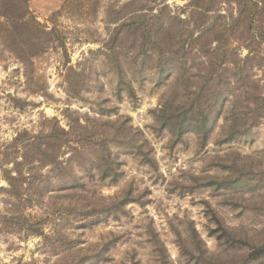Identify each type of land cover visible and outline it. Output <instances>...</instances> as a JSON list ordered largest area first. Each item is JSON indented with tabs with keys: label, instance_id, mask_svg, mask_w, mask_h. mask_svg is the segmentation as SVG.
Returning <instances> with one entry per match:
<instances>
[{
	"label": "rangeland",
	"instance_id": "rangeland-1",
	"mask_svg": "<svg viewBox=\"0 0 264 264\" xmlns=\"http://www.w3.org/2000/svg\"><path fill=\"white\" fill-rule=\"evenodd\" d=\"M219 1H135L179 43L168 66L180 71L163 75L154 60L161 49L139 45L138 33L137 41L121 39L133 0H28L33 24L18 38L0 19V264H264V254L249 256L264 246V44L255 66L244 61L246 37L264 41V17L234 29L235 5ZM201 36L227 39L237 58L216 51L202 64ZM221 83L228 89L204 146L192 132L179 138L164 127L175 119L161 120L162 103L173 113L195 100L214 104ZM68 125L75 130L63 135ZM76 135L78 143L66 142ZM92 151L102 167L115 159L105 176L78 169ZM56 160L58 193L38 195L34 187L53 176L48 163ZM7 172L17 175L16 196ZM85 195L94 212L82 217L74 202ZM125 199L132 203L124 212L108 213L105 205Z\"/></svg>",
	"mask_w": 264,
	"mask_h": 264
},
{
	"label": "trees",
	"instance_id": "trees-1",
	"mask_svg": "<svg viewBox=\"0 0 264 264\" xmlns=\"http://www.w3.org/2000/svg\"><path fill=\"white\" fill-rule=\"evenodd\" d=\"M137 0H133V2L131 3L132 5H134V9L132 11V13H129L131 15L134 16L129 18L130 22H127L125 24H123V31H124V36H121V39L123 38V40L127 41L129 37H131L133 40L136 39V34H137V38H138V44L139 45H145V44H150L149 47H151V44L156 46V49H161L160 54H158L157 59L155 60V64H158V72L159 75H163V74H170L173 71H180V69L178 67H176L175 65H173V63L168 66V63L170 62L169 56L170 54H174L173 52H171L170 48H174L173 44H175L178 47L179 43H176V41H173V38H170L168 36V32L166 29V26L163 24V22L159 19V21H157V25L154 24L153 22L149 21V17L148 16H156L154 15V13L152 12V9H147L146 6L144 5H138L136 6V2ZM146 1V0H145ZM27 3L28 0H0V19H4L7 23V33H9L11 36H15L18 38V35L20 34V36L22 37L23 34H25L24 32L28 30V27L31 26L33 24L32 19L30 18V12L28 10L27 7ZM228 4V5H235V10L236 13L233 17V15H230L231 18V27L232 28H238L240 27L242 29V31H244L242 25H247V24H254L255 23V19L254 17L257 16L259 18H263L264 17V1L263 0H220L219 4ZM250 3L251 4V9L247 10V4ZM139 4V2H138ZM202 9L203 13L206 14L208 13L210 10L208 6L206 7H199ZM152 10V11H151ZM148 15V16H146ZM158 15V14H157ZM124 16H127V13H124ZM221 17V16H219ZM222 19H225V16L221 17ZM260 20V19H259ZM261 25L264 26V20H261ZM131 27L132 30H131ZM157 29H156V28ZM253 27V25H252ZM25 28V29H24ZM250 28V26H248V29ZM44 30V32H48L46 31L44 28H42ZM131 30V31H130ZM252 30V28H251ZM247 31L248 33L251 32ZM132 34L133 36H131L130 34ZM47 34V33H46ZM263 35H259L258 33H255L253 35H251V37L247 38L246 40L247 43L245 45V48L248 50V53L251 56H247L244 58V61L246 63H248V65L251 66V68L253 66H255V63L253 62L252 58L253 55L256 56L258 55V52H260V47L261 44H264V41L262 40ZM200 39L202 40L199 41V43H201V53L204 55L202 57L203 61L202 64H208L209 62L212 61V55L216 53V51L220 52L222 55H226L227 53H231V55H236L235 51L237 49H233L230 47V43L226 40L224 41H218V39L214 38H210V37H204L201 36ZM175 40V39H174ZM137 41V39H136ZM231 41H239L243 44V42L240 40V38L238 37H234L233 39H231ZM174 42V43H173ZM213 42H216L217 45L216 47L211 49V44ZM44 44V43H42ZM46 44V43H45ZM244 46V45H243ZM132 47L135 49L136 45H132ZM183 47V45H182ZM169 48V51H165V49ZM46 50V45L43 47V49L41 51H45ZM40 51V52H41ZM164 51V54L161 56L162 52ZM262 54H264V51L261 52ZM153 55V54H151ZM207 56L208 58L211 57V60L208 62L207 60ZM206 57V59H205ZM152 58V56H151ZM237 58V55H236ZM254 59V58H253ZM259 61L264 62V57L261 56V58H259ZM230 63L233 66H236L238 64L237 59H235V61H229L228 59H221L218 64L219 65H226L227 63ZM178 66V65H177ZM119 68L122 71V63L120 64ZM207 72V69H205ZM181 76L177 77L175 80L178 81L180 79ZM207 81L211 80V73L207 74ZM222 81V80H221ZM226 83V82H223ZM221 83L220 85H217V88L214 87L212 93V98L214 99V104L208 105V106H204L202 101L200 100H195L193 102H191L189 104V108L181 111H176V112H171L170 107H168V104L165 105V103H162V105L159 108V113L162 114L161 120L162 119H166V118H172L174 117V121L170 124L165 125V128H169L170 130H172V132L175 134L176 137H181L187 133H194L197 138L201 141V146H204L206 144V141L209 138L210 133L213 131L214 129V124L216 123V121L219 119V114H220V110L223 107V104H221L219 102L220 97H222L223 92L226 91V88L228 89L227 86H225V84ZM231 91V89H229ZM256 100V99H255ZM217 104V105H216ZM217 106H219V109H216ZM175 116H177V119L175 118ZM255 123L251 122L250 124L248 123L245 125H240V128H245L248 129L249 125L250 127L254 126ZM69 126V130H64L60 127V131L63 135H71L72 132L75 130L72 125H68ZM235 126V125H234ZM83 128V127H82ZM84 129V128H83ZM239 135H241V133H239L238 131H235L234 133H231V135L227 136V139L224 140L223 142H228V141H233L234 139H236L237 137H239ZM81 135H76L75 137H71L70 139L66 140L67 143H69V141L72 142H79V138ZM53 138V136L51 137ZM77 138V139H76ZM102 141H105V138L101 139ZM100 142V146H101V151L99 152H104L105 149V143ZM65 144V141L64 143ZM62 146V145H60ZM107 148V145H106ZM93 151H96L94 148H92ZM93 151L90 153H85L82 154L80 156V161L78 164V169H83L86 172H88L89 170H91L92 168H96L97 170H99L100 172H102V175L105 176L106 172L108 169H111L113 166V163L115 161V159L111 158L109 155L107 156V163H109V165H107L106 167H102V162L103 160L101 159V155L99 156V158H93L92 154ZM96 155L99 153L98 151H96ZM95 159V160H94ZM28 161V164H31V162ZM84 161V162H83ZM36 165L38 166V168H40L41 166H43L45 164V162L43 163V160L40 159V161H36ZM47 162V161H46ZM82 162V163H81ZM48 163V162H47ZM61 163L54 161L51 163H48L49 166H51V172L53 173V176L50 175H45L44 180L41 179L39 180V182L36 184V186L34 187L35 192L38 195H44L46 193L49 192H53L56 190H51L52 185L54 184V182L58 181V180H64V175H62L61 177L58 176L57 169L60 166ZM47 166V165H46ZM4 172V171H2ZM18 173V172H17ZM19 174V173H18ZM20 175V174H19ZM17 175L13 176L11 174V172H7V175H5V180L7 181L10 190L9 193H11V195H18L17 192H14L13 190L15 189L14 186V181L17 180ZM60 178V179H59ZM106 178V177H104ZM78 184L83 185L81 183H79V181H76ZM76 183V184H77ZM112 183H115V181H113ZM74 189H77V187H73ZM78 188H83V186H80ZM59 191L64 190V188H60L57 189ZM58 193V191H56ZM89 198V195H85V197H78L79 199L75 200L74 202V206L76 207V210L78 211V213L83 217L85 215L88 214L91 215L92 212H94V210L92 208L87 209L84 206V202L85 198ZM96 197V196H94ZM99 200H103L104 198L102 196H98ZM132 203V201L130 200H120L118 202L115 203H111V204H107L105 205L106 210L108 211V213L110 215H114L116 216L118 212H124V207H126L128 204ZM88 210V212H87ZM90 210V211H89ZM219 225V227L225 232V229L223 227L220 226V223L217 222ZM42 235V234H41ZM262 254H264V246H261V248L255 249L253 251V253H250V257L253 260H256L259 256H261Z\"/></svg>",
	"mask_w": 264,
	"mask_h": 264
}]
</instances>
